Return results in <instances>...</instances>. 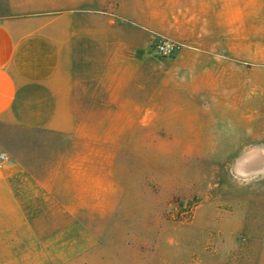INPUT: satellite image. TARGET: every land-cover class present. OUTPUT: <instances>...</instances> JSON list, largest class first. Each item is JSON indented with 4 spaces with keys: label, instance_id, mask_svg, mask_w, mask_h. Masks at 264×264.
Listing matches in <instances>:
<instances>
[{
    "label": "crops",
    "instance_id": "1",
    "mask_svg": "<svg viewBox=\"0 0 264 264\" xmlns=\"http://www.w3.org/2000/svg\"><path fill=\"white\" fill-rule=\"evenodd\" d=\"M152 40L175 44L165 80L176 96L223 93L236 109L262 114L264 0H0V127L10 132L0 136L10 158L0 163V264H87L86 220L103 210L102 166L71 161L63 146L94 140L97 155L112 121L104 108L128 121L121 113L135 60L145 56L135 44ZM28 132L59 144L47 142L38 161L35 144L18 135ZM234 154L235 178L264 174V147ZM102 249L100 258L119 263V253Z\"/></svg>",
    "mask_w": 264,
    "mask_h": 264
},
{
    "label": "rangeland",
    "instance_id": "2",
    "mask_svg": "<svg viewBox=\"0 0 264 264\" xmlns=\"http://www.w3.org/2000/svg\"><path fill=\"white\" fill-rule=\"evenodd\" d=\"M159 42L135 44L145 56L135 60L130 106L120 112L128 121L104 108L112 121L103 123L97 155L94 140L86 149L82 140L63 146L71 161L102 166L96 189L103 210L86 220V262L113 264L100 258L105 245L124 256L123 264H264V174L241 181L233 173L240 157L234 153L264 147V107L261 115L236 109L223 93L218 100L191 99L186 89L176 96L171 76L165 80L175 53L157 54ZM9 133L0 127V136ZM18 135L35 144L38 161L47 142L59 144Z\"/></svg>",
    "mask_w": 264,
    "mask_h": 264
},
{
    "label": "built area",
    "instance_id": "3",
    "mask_svg": "<svg viewBox=\"0 0 264 264\" xmlns=\"http://www.w3.org/2000/svg\"><path fill=\"white\" fill-rule=\"evenodd\" d=\"M156 53L159 54L162 57H170L175 53L176 47L175 44L172 42H168V41H161L159 42L156 47ZM9 156L4 153V152H0V163H5L8 162Z\"/></svg>",
    "mask_w": 264,
    "mask_h": 264
}]
</instances>
